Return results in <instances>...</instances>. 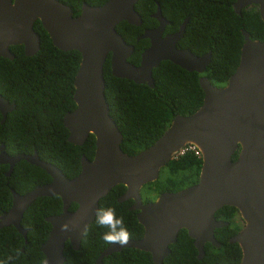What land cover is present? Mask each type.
<instances>
[{"label":"water","instance_id":"1","mask_svg":"<svg viewBox=\"0 0 264 264\" xmlns=\"http://www.w3.org/2000/svg\"><path fill=\"white\" fill-rule=\"evenodd\" d=\"M136 1L106 0L97 6L82 3L78 15L72 16L70 7L58 0H14L13 5L10 0H0V57L12 60L8 46L13 44L22 45L24 56L38 50L39 38L32 29L35 20L53 47L79 53L72 81L75 108L65 112L61 122L70 144L82 145L89 134L94 138L92 158L81 155L79 172L72 178L40 161L35 150L8 156L0 144V164L8 165L5 176L16 162L24 160L50 177L48 183L22 195L10 190L11 205L0 214V228L12 225L25 243V230L19 224L23 211L36 197L58 195L62 210L44 218L50 229L39 247L41 264H64L65 241L72 250L78 249L84 229L94 219L98 200L122 184L125 190L117 201L132 200L127 209L136 210L142 236L128 239L123 245L109 244L93 264H102L103 257L125 247L148 252L151 264H162L169 253L168 245L175 242L181 228L193 239L196 259L200 260L205 242L219 246L213 230L226 222L216 220L213 214L224 205L234 207L243 222L228 240L240 248L238 264H264V42L250 39L248 32L240 30L243 42L238 63L226 83L215 86L206 76H199L197 82L203 93L199 108L187 116H174L150 146L127 155L120 149L122 135L109 116L104 98L102 67L106 56L113 77L148 87H153L151 70L161 61L201 74L210 59V51L196 56L187 48L176 47L188 17L182 19L175 32L163 34L168 22L156 3L150 14L156 26L143 29L136 38L147 39L148 46L140 53L138 65L127 62L133 46L123 41L115 26L121 21L141 24L133 7ZM247 5L256 6L264 25V0H234L232 8L239 14ZM13 109L14 103L0 95V123ZM187 144L200 152L197 181L174 192H161L142 204V185L154 181L160 168ZM236 150V158L231 160ZM71 202L76 208L69 212L66 208ZM64 223L69 230H61Z\"/></svg>","mask_w":264,"mask_h":264},{"label":"trees","instance_id":"2","mask_svg":"<svg viewBox=\"0 0 264 264\" xmlns=\"http://www.w3.org/2000/svg\"><path fill=\"white\" fill-rule=\"evenodd\" d=\"M78 15L82 3L89 6L103 4L106 0H58ZM234 0H137L134 10L141 24L138 26L119 22L115 26L123 41L133 46L127 62L138 65L142 50L148 46L147 39H136L145 28H153L156 21L150 14L156 3L168 24L163 34L177 30L183 18L188 17L177 48H187L193 55L200 56L210 51V59L203 73L187 72L169 61H161L151 70L153 87L135 84L125 78L113 77L109 69V56L102 67L104 98L109 116L122 135L120 149L127 155L150 146L167 128L176 115H189L201 104L203 93L198 85L199 76H206L214 85L225 84L238 63L242 44L240 30L248 32L251 39L264 42V25L254 6L245 7L236 15L231 9ZM38 35L39 48L32 56H24L21 47L11 46L13 59L0 57V95L14 103V109L6 113L0 124V144L8 156L17 153L31 154L60 170L67 178L79 172V158L84 155L90 160L93 155L94 138L88 135L85 142L73 145L66 141L67 130L61 119L65 112L74 109L71 99L73 77L79 63L75 50L60 51L53 47L46 32L36 20L32 25ZM14 47V48H13ZM237 150L232 154L235 159ZM175 157V156H174ZM172 157L163 167L158 178L145 183L141 188L144 202L153 199L162 191L174 192L190 185L196 179L201 158L191 150ZM6 164H0V213L7 210L10 202L8 186L24 192L48 182V175L24 160L15 163L8 176L4 175ZM163 173V174H162ZM125 187L117 184L98 201V208H113L117 218H123L129 233L128 239H137L142 228L136 222L135 211H128L131 201L116 202ZM71 203L68 210H73ZM61 211L56 196L37 198L22 214L20 225L26 230V242L11 225L0 228V264H40L43 255L40 244L46 239L50 225L44 217ZM214 217L227 224L213 230L214 247L203 244V257L196 259L192 240L180 229L174 243L169 244V253L162 264H238L240 248L229 243L242 226L232 206H222ZM215 218V219H216ZM102 228L94 220L86 227L78 250H72L66 241L62 255L64 264H93L99 253L107 247ZM11 257V259H9ZM102 264H151L148 252L125 247L101 259Z\"/></svg>","mask_w":264,"mask_h":264},{"label":"clouds","instance_id":"3","mask_svg":"<svg viewBox=\"0 0 264 264\" xmlns=\"http://www.w3.org/2000/svg\"><path fill=\"white\" fill-rule=\"evenodd\" d=\"M233 3V2H232ZM232 3H231V9H232V11H233V8H232ZM81 6V5H80ZM250 6H254L255 8H256V6L255 5H247V6H245V7H250ZM245 7H243V8H245ZM243 8H241V9H243ZM80 9V8H79ZM240 9V10H241ZM257 9V8H256ZM234 12V11H233ZM235 13V12H234ZM236 14V13H235ZM236 15H240V12H239V14H236ZM128 24V23H127ZM241 30H243V29H241ZM245 31V30H244ZM247 32V31H246ZM240 34H241V32H240ZM242 39H243V37H242ZM251 39V38H250ZM253 40H256V39H253ZM259 41V40H258ZM243 42V41H242ZM261 42H263V41H261ZM242 45V44H241ZM241 47V46H240ZM9 49V48H8ZM239 51H240V49H239ZM11 53V52H10ZM12 54V53H11ZM109 56V55H108ZM239 57V56H238ZM203 76V75H202ZM214 85V84H213ZM215 86H220V85H215ZM74 103V102H73ZM75 105V104H74ZM201 105V104H200ZM75 108V107H74ZM199 108V107H198ZM197 108V109H198ZM196 109V110H197ZM195 110V111H196ZM72 111V110H71ZM194 111V112H195ZM192 114V113H191ZM190 115V114H189ZM183 116H187V115H183ZM0 124H2V123H0ZM168 127V126H167ZM163 133V132H162ZM161 133V134H162ZM3 150H4V147H3ZM187 150H191L192 152H193V154L195 155V156H200V152L193 146V145H191V144H187V145H184L182 148H180L175 154H173L172 155V157H174V158H176L177 156H179V155H182V154H184V152L185 151H187ZM196 152V153H195ZM171 157V158H172ZM170 158V159H171ZM200 158H201V156H200ZM169 159V160H170ZM41 161V160H40ZM42 162H45V161H42ZM17 163V162H16ZM45 163H47V162H45ZM49 164V163H48ZM7 165V164H6ZM31 165V164H30ZM201 165V164H200ZM35 167H37V166H35ZM37 168H39V167H37ZM57 168V167H56ZM7 169H8V165H7ZM40 170H42L43 172H45L43 169H41V168H39ZM59 169V168H58ZM161 169V168H160ZM200 169V168H199ZM60 170V169H59ZM7 171V170H6ZM5 171V172H6ZM61 172H62V170H60ZM160 171V170H159ZM5 172H4V174H5ZM11 172V171H10ZM46 173V172H45ZM63 173V172H62ZM198 173H199V171L197 172V174H196V179L195 180H192V182H191V184L190 185H192V184H194L196 181H197V176H198ZM10 174V173H9ZM47 174V173H46ZM48 175V174H47ZM158 175H159V172H158ZM49 177V176H48ZM74 177V176H73ZM157 178H158V176H157ZM156 178V179H157ZM155 179V180H156ZM49 180H50V177H49ZM49 180H48V182H49ZM48 182H45V183H42V184H39V185H43V184H46V183H48ZM150 182H152V181H150ZM147 183H149V182H147ZM144 185V184H143ZM142 185V186H143ZM34 186H38V185H34ZM33 186V187H34ZM187 186H189V185H187ZM32 187V188H33ZM32 188H30V189H32ZM142 188V187H141ZM141 188H140V197H141V203L142 204H144V203H146V202H148V201H146V202H144L143 200H142V193H141ZM11 189L14 191V192H16L17 194H19V195H22V194H24L25 192H27V191H29V190H27V191H24V192H18V191H16L12 186H11ZM179 190V189H178ZM9 192V195H10V202H9V206H8V208H7V210L10 208V205H11V200H12V196H11V192L10 191H8ZM124 192V191H123ZM122 192V193H123ZM162 192H164V191H162ZM166 192H168V191H166ZM161 193V192H160ZM160 193H158V194H160ZM157 194V195H158ZM121 195V194H120ZM119 195V196H120ZM157 195L153 198V199H151V200H149V201H152V200H154L156 197H157ZM53 196H56L58 199H59V202H60V208H61V210H62V201H61V199L59 198V196L58 195H53ZM41 197H52V196H39V197H36L31 203H30V205L37 199V198H41ZM127 200H130L131 201V203H132V200L131 199H127ZM127 200H124V201H121V202H119V201H117V198H116V202H118V203H122V202H125V201H127ZM99 201V200H98ZM71 203H74V202H71ZM70 203V204H71ZM130 203V204H131ZM69 204V205H70ZM75 204V203H74ZM29 205V206H30ZM69 205L67 206V208H66V210L67 211H69V212H72L75 208H76V206H75V208L73 209V210H68V207H69ZM76 205V204H75ZM28 206V207H29ZM224 206H227V205H224ZM27 207V208H28ZM222 207V206H221ZM221 207H219V208H221ZM26 208V209H27ZM128 208V207H127ZM218 208V209H219ZM25 209V210H26ZM217 209V210H218ZM7 210H5V211H3V213L4 212H6ZM24 210V211H25ZM128 210V209H127ZM216 210V211H217ZM24 211H23V213H24ZM128 211H135V214H136V210H128ZM215 211V212H216ZM61 212V211H60ZM59 212V213H60ZM214 212V213H215ZM236 212H237V210H236ZM22 213V214H23ZM59 213H57V214H59ZM2 214V213H1ZM51 215H56V214H51ZM95 215H96V222H97V224L98 225H100L102 228H107L108 229V231L107 232H105L104 234H103V239L107 242V243H120L121 245H123V244H126L127 243V241H128V238H129V233H128V231H127V228H126V226H125V224H124V221H123V218H117V216H116V213H115V209H113V208H98V206H97V210H96V213H95ZM95 215H94V218H95ZM48 216H50V215H48ZM213 216H214V214H213ZM237 216L239 217V215H238V213H237ZM45 217H47V216H45ZM44 217V218H45ZM22 218V217H21ZM215 218V217H214ZM240 218V217H239ZM135 219H136V217H135ZM241 219V218H240ZM21 220V219H20ZM94 220V219H93ZM92 220V221H93ZM216 220H218V218H216ZM45 221V220H44ZM218 221H220V220H218ZM46 222V221H45ZM136 222L138 223V221H137V219H136ZM226 222V224H227V221H225ZM91 223V222H90ZM89 223V224H90ZM20 224V223H19ZM49 224V223H48ZM88 224V225H89ZM139 224V223H138ZM225 224V225H226ZM50 225V224H49ZM87 225V226H88ZM140 226H141V228H142V233H143V227H142V225L141 224H139ZM242 225H243V222H242ZM12 226V225H11ZM21 226V225H20ZM86 226V227H87ZM13 227V226H12ZM22 227V226H21ZM13 228H15V227H13ZM23 228V227H22ZM24 229V228H23ZM50 229V228H49ZM86 229V228H85ZM84 229V230H85ZM182 230H184L185 231V233H186V235H187V237L188 238H190L189 236H188V234H187V232H186V230L184 229V228H181ZM25 230V229H24ZM61 230L62 231H67V230H69V225L67 224V223H64V224H62L61 225ZM180 230V229H179ZM178 230V231H179ZM49 231V230H48ZM83 233H84V231H83ZM21 235V234H20ZM25 235H26V230H25ZM47 235H48V233H47ZM82 236H83V234H82ZM142 236V235H141ZM140 236V237H141ZM177 236V235H176ZM139 237V238H140ZM47 238V237H46ZM82 238V237H81ZM139 238H137V239H139ZM191 240H192V242H193V239L192 238H190ZM25 240H26V236H25ZM46 240V239H45ZM44 240V241H45ZM131 240H134V239H131ZM43 241V242H44ZM81 241V240H80ZM42 242V243H43ZM66 242V241H65ZM68 242V241H67ZM25 244V243H24ZM192 245H193V243H192ZM79 246H80V243H79ZM169 246V245H168ZM193 247H194V245H193ZM79 248V247H78ZM76 250H78V249H76ZM9 259H11V257H9ZM41 264V263H40ZM45 264H47V262H45Z\"/></svg>","mask_w":264,"mask_h":264},{"label":"flooded vegetation","instance_id":"4","mask_svg":"<svg viewBox=\"0 0 264 264\" xmlns=\"http://www.w3.org/2000/svg\"><path fill=\"white\" fill-rule=\"evenodd\" d=\"M10 3H11V5H13L14 0H10ZM72 16H74V15L72 14ZM35 21H36V20H35ZM35 21H34V22H35ZM34 22H33V23H34ZM32 25H33V24H32ZM32 29H33V28H32ZM11 46H14V47L20 46V47H21V51L23 52V48H22V45H21V44H13V45H9L8 48L11 47ZM14 47H13V48H14ZM225 83H226V82H225ZM223 85H224V84H223ZM220 86H222V85H220ZM7 189H8V191L12 190V189H11V186H8ZM2 213H3V212H2ZM0 214H1V213H0ZM215 218H216V217H215ZM218 220L223 221L221 218H218ZM223 222H225V221H223Z\"/></svg>","mask_w":264,"mask_h":264},{"label":"rangeland","instance_id":"5","mask_svg":"<svg viewBox=\"0 0 264 264\" xmlns=\"http://www.w3.org/2000/svg\"><path fill=\"white\" fill-rule=\"evenodd\" d=\"M161 171V170H160ZM160 171H159V173H160ZM162 172V171H161ZM163 174V173H162Z\"/></svg>","mask_w":264,"mask_h":264},{"label":"built area","instance_id":"6","mask_svg":"<svg viewBox=\"0 0 264 264\" xmlns=\"http://www.w3.org/2000/svg\"><path fill=\"white\" fill-rule=\"evenodd\" d=\"M196 153V152H195Z\"/></svg>","mask_w":264,"mask_h":264}]
</instances>
